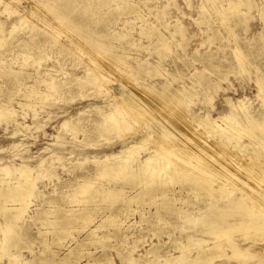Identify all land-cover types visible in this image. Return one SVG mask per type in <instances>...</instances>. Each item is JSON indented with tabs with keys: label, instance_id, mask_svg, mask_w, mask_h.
Returning <instances> with one entry per match:
<instances>
[{
	"label": "bare ground",
	"instance_id": "bare-ground-1",
	"mask_svg": "<svg viewBox=\"0 0 264 264\" xmlns=\"http://www.w3.org/2000/svg\"><path fill=\"white\" fill-rule=\"evenodd\" d=\"M116 1H120L118 8L125 6L124 11L130 14L136 11L133 0ZM5 2V6H9L13 0ZM249 5L248 0H202L201 9L224 21L245 16L247 12L244 7ZM51 10L53 11L50 7L35 3L30 13L23 18L36 24L31 18L37 17L36 21L42 25L43 33L58 40L65 20L61 13H50ZM71 25L70 29L76 31L72 23ZM145 27L140 29L142 35L156 36L145 45L159 56L155 63L148 61L149 59L134 58L129 52L126 54L124 46L118 41L130 38L128 30L114 36L113 33L106 34L100 29L96 41L86 34L77 37V32L66 35L73 43H77L76 53L83 55L88 61L86 63H90L89 67H85L83 76L74 81H77L78 86L93 85L99 92L105 93V104L94 107L96 118L92 127L96 134L109 142L107 144H114L119 140L120 146L108 153H83L80 147V150L76 148L79 143L76 141L77 134L84 132L78 119L69 116L60 122V132L64 129L63 131L74 139L71 141L74 145L69 149L70 154L78 156V163H74V166L81 167L91 163V166L80 171L91 173L80 176L83 181L75 182V196L61 199L59 196H52L43 200L47 208H35L36 211L30 216L31 220H39L41 225L51 227L52 236L43 239L44 248L39 251L40 257H36L34 261L37 260L38 264H100L99 261L112 264L105 253L106 242L111 238L119 242L129 238L133 239V243L143 242L147 237L145 230L133 232L130 229L138 222L127 219L138 215L139 223L143 219L161 221L162 215L158 211L146 212L143 208L144 204L156 202H163L181 222L194 221V226L182 225L183 232L167 240L173 247L172 251L177 252V255H166L167 264L211 263L210 260L214 256L226 255L227 251L235 256L245 254L248 257L260 256L264 259V247L251 251L241 248L239 242L226 238L238 233L239 236L255 241L264 240V76L256 77L257 95L261 98L258 114H253L250 105H246L242 100L234 103L227 100L228 110L214 117L211 114L214 108L212 95L208 88L197 91L198 81H192L190 84L181 82L180 86L176 87L167 76L161 82L149 81L152 71L161 73L159 60L170 56V47L168 38L166 39L162 32ZM173 27L170 38L177 47L180 45V38L177 40L175 37L183 36L182 26L175 22ZM36 29L38 25L34 30ZM226 29L227 40L234 41L230 27L226 26ZM133 41L127 40L129 48L135 46ZM106 46H110L112 50L114 47H120V50L107 52ZM236 49L239 51V48ZM236 49L234 53L238 57L239 52ZM131 59L135 63L134 66L130 64ZM30 60L28 57L24 58L22 65L30 64ZM237 65L240 70L246 69L244 57L237 58ZM133 67L140 72L136 76ZM113 70L119 72L116 78V93L112 91V86L107 87ZM34 71L21 72L22 79H30L32 84L27 85V90L22 94L24 102H18L20 109L35 104L42 106L60 92V86L70 84L59 85L60 78L57 79L58 76L54 74L57 72L54 65L46 68L44 74L38 72L37 67ZM16 78L17 73L14 75V79ZM199 94H203L199 101H202L206 108L193 110L190 106L196 103L194 97ZM16 112L11 106L0 107V119L14 128L13 135H16L19 126L26 131L30 128L29 125L17 121ZM37 120V112L34 111L31 121L36 124ZM114 133L115 139L111 138ZM50 145L52 147L53 142ZM48 158L54 159V152H51ZM46 161L47 158L41 157L33 166L27 162L16 166L3 165L1 172H4V175L6 173V176L0 177V220L4 226V238L7 232L18 233L23 227H20L19 222L23 223L26 217L29 218L27 212L31 198L36 194V181L41 172L42 175L43 172H52ZM95 198L98 202L109 201L116 205L107 211L102 207L96 209L90 205L84 206ZM196 198L199 202H196ZM106 223L110 228L103 230ZM72 229L84 234L75 240V237H71ZM197 233L198 236H194ZM1 235L0 233V237ZM201 235H213L215 240L206 242ZM69 237L71 240H68L66 245L63 244ZM96 244L102 246V254L93 260L86 259V262L79 263L84 257L85 249ZM161 247L160 243L152 244L145 250L146 255L152 254L154 259L158 258L157 251ZM135 248V244L131 246L129 252L123 255V261L134 264L136 259L131 256V252ZM55 249H64L63 256L57 257ZM14 262L30 263H18L16 259Z\"/></svg>",
	"mask_w": 264,
	"mask_h": 264
},
{
	"label": "rangeland",
	"instance_id": "rangeland-1",
	"mask_svg": "<svg viewBox=\"0 0 264 264\" xmlns=\"http://www.w3.org/2000/svg\"><path fill=\"white\" fill-rule=\"evenodd\" d=\"M133 1L136 10L134 14L124 11L125 6L118 8L117 4L120 1L116 0H13V3L9 6H5V0H0V107H13L18 114L16 116L17 121L30 126L27 131L19 126L18 132L13 135L14 128L0 119V177L6 176V173L4 175V172H1L3 165L16 166L27 162L33 166L41 157L47 158L48 162H46L49 164L47 165L51 166L52 171L43 172V175L41 172L40 178L36 181L38 183L36 194L31 198V206L29 205L27 212L29 218L26 217L23 223L22 221L19 222L20 227L21 225L23 227L18 233L11 234L7 232L4 238V226L0 220V233L2 234L0 237V251L2 250L1 252L4 255L3 257L2 253L0 254V264H16L14 259L18 263L30 261L29 264H38V261H34V259L40 257L39 251L44 248L43 239L51 238L52 229L41 225L39 220H31L30 216L36 211L35 208H47V204H43V200L46 198L59 196L58 198L61 199L62 197L75 196L76 193L73 187L75 182L83 181L80 176L91 173L80 172L85 170V167L91 166V163L84 164L81 167L74 166V163L78 161V156L69 152L70 147L74 145V143H71L74 139H71V136L63 131L64 129L60 132V122L69 116L78 119L84 132L80 131L79 135L77 134L76 138L78 140L76 141L79 143H77L76 148L79 149L80 147L83 153L84 151L108 153L117 150L120 146L119 140H116L114 144H107L109 142L96 134L92 127L93 120L96 118L94 107L105 104V93L99 92L93 85L83 84L78 86L77 81H74L76 78L83 76L85 67H89L90 63H86L87 59L83 55L76 53L77 43H73L66 35H73L77 32V37L86 34L96 41L100 29L106 34L113 33L114 36L128 30L129 39L134 40L135 46L131 48L127 46V40L129 39L118 41L121 46H124L126 54L129 52L134 58L149 59L148 61L155 63L159 56L157 53L151 52L152 49L146 48L145 45L147 46L149 41L154 40L156 36H144L140 33V29L146 26L145 28L162 32L164 37L168 38L170 56L159 60L161 73H157V70L152 71L149 81L161 82L167 76L175 87L180 86L181 82L182 84L184 82L190 84L192 81H198L197 91L208 88L212 95L214 108L211 114L214 117L228 110L227 100L233 103L242 100L246 105H250L253 114L259 113L261 98L257 95L256 77L264 76V0H248L250 5L244 7L247 12L245 16H237L236 20L229 18L224 21L217 18L215 14L202 11V0ZM35 3L50 7L53 11L63 15L65 20L63 23L64 29H61L63 31H61L58 40L43 33L42 25L36 21L37 17L31 18L36 24L24 19ZM53 11L51 10L50 13ZM138 17H141V19ZM175 22L182 26L183 34V36L178 35V37L176 35L175 37L177 40L180 38L178 42L180 45L178 44L177 47L171 42L172 38H170V32L174 30L173 24ZM71 23L76 31L70 29L72 28ZM32 25L36 26L32 27ZM37 25L38 29L34 30ZM226 26L230 27L234 41L227 40ZM236 48H239V51ZM235 49L239 52L238 57L234 53ZM119 50L120 47H114L112 50L110 46H106L107 52L112 53ZM26 57L29 60L31 59L32 64L22 65ZM236 57H244L245 70H240ZM130 64L133 66L135 64L132 59ZM53 65L57 69L54 74L58 76L57 79L60 78L59 85L61 83L63 85L70 84L60 86V92L47 100L46 103H43L42 106L35 104L20 109L18 102H24L22 94L27 90V85L32 84L30 79H22L21 72L33 73L37 67V71L44 74L45 69ZM133 69L135 70V76L140 73L136 67H133ZM13 72L17 73L16 79H14L16 73ZM118 75L119 72L113 70L111 81L107 82V87L112 86V91L115 93L117 92L118 82L116 78ZM174 76H177V78ZM198 96L194 97L195 106L193 103L190 106L193 110L206 108L204 103L199 101L200 98L202 99L203 94ZM209 109H211V106ZM34 111L37 112L38 124H33L31 121ZM115 135V133L111 134V138L115 139ZM52 142L51 147L50 143ZM60 148L64 150L60 151ZM51 152H54L53 161L48 158ZM177 186L175 188L178 189ZM77 196L81 197L82 194H77ZM91 200L85 203L84 206L90 205V207L96 209L102 207L104 211H107L116 205V203H110L109 201L98 202L97 198ZM195 200L199 202L198 198ZM133 208H135V204ZM143 208L146 212L158 211L162 215V220L146 221L143 219L139 223L138 215L132 216L129 220L127 219V221L138 222L130 230L134 232L144 229L147 237L143 242L137 243H133L132 238L126 239L124 242H119L115 238L109 239L106 242L105 253L112 264H128L126 260L123 261V255L128 253L134 244L136 248L131 252V256L136 259L134 264H167L165 262L167 254L174 253L177 255V252L172 251L173 247L167 243V240L183 232L182 225L185 227L194 226V221L181 222L173 215V211L167 209L163 202L144 204ZM105 225L103 230H108L109 225L107 223ZM197 229L199 230L200 226ZM83 234L84 232L79 234L75 229L71 231V237H75V240L82 237ZM194 236H198V233ZM253 236L257 235L253 234ZM71 237L67 238L63 244L66 245ZM200 237L206 242L215 240L213 235H201ZM226 238L239 242L241 248H247L251 251L264 247V240L255 241L252 238L239 236L238 233L231 234ZM1 240L3 244H1ZM156 243L162 244V247L157 251L159 257L154 259L151 256L152 254L146 255L145 250ZM55 248H58V246ZM64 249H55L57 250V257L63 256ZM84 252V257L79 263L93 260V258L101 255L102 246L98 244L90 245ZM8 257H11V261ZM101 258L103 259L104 256ZM32 259L33 261H31ZM263 260L260 256L248 257L245 254L235 256L227 251L226 255L214 256L210 260L211 263L202 264H263ZM98 263L104 264L103 261Z\"/></svg>",
	"mask_w": 264,
	"mask_h": 264
}]
</instances>
